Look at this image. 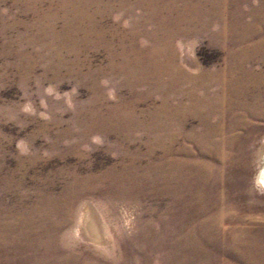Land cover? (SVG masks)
Here are the masks:
<instances>
[{
  "label": "rangeland",
  "instance_id": "rangeland-1",
  "mask_svg": "<svg viewBox=\"0 0 264 264\" xmlns=\"http://www.w3.org/2000/svg\"><path fill=\"white\" fill-rule=\"evenodd\" d=\"M264 0H0V264H264Z\"/></svg>",
  "mask_w": 264,
  "mask_h": 264
},
{
  "label": "bare ground",
  "instance_id": "bare-ground-1",
  "mask_svg": "<svg viewBox=\"0 0 264 264\" xmlns=\"http://www.w3.org/2000/svg\"><path fill=\"white\" fill-rule=\"evenodd\" d=\"M259 180L264 182V166H263L262 171H261V173L259 175Z\"/></svg>",
  "mask_w": 264,
  "mask_h": 264
}]
</instances>
